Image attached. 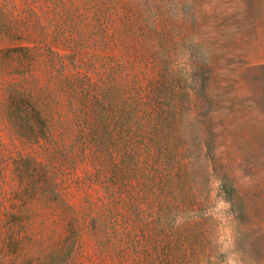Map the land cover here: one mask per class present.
I'll return each instance as SVG.
<instances>
[{
	"label": "rangeland",
	"instance_id": "1",
	"mask_svg": "<svg viewBox=\"0 0 264 264\" xmlns=\"http://www.w3.org/2000/svg\"><path fill=\"white\" fill-rule=\"evenodd\" d=\"M0 264H264V0H0Z\"/></svg>",
	"mask_w": 264,
	"mask_h": 264
},
{
	"label": "trees",
	"instance_id": "2",
	"mask_svg": "<svg viewBox=\"0 0 264 264\" xmlns=\"http://www.w3.org/2000/svg\"><path fill=\"white\" fill-rule=\"evenodd\" d=\"M231 136V135H230ZM222 187L223 188H226V185H225V183L224 184H222ZM224 192H225V194H228L229 193V191H227V189H224ZM226 199H229V197H225Z\"/></svg>",
	"mask_w": 264,
	"mask_h": 264
}]
</instances>
